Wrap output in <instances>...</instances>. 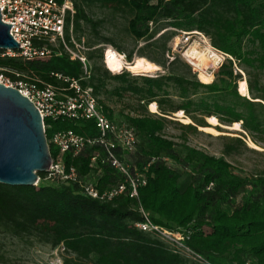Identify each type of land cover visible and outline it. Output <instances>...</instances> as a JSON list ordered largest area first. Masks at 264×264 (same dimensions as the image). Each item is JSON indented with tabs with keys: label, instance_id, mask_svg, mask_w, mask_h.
Returning a JSON list of instances; mask_svg holds the SVG:
<instances>
[{
	"label": "trees",
	"instance_id": "trees-1",
	"mask_svg": "<svg viewBox=\"0 0 264 264\" xmlns=\"http://www.w3.org/2000/svg\"><path fill=\"white\" fill-rule=\"evenodd\" d=\"M70 1L75 14L66 20L67 45L73 47L72 39L81 42L86 27L96 39L87 43L88 60L96 56L103 59V45L114 43L100 33L105 21L87 14L98 6L112 15L125 16L128 34L136 42L145 43L137 57L165 73L151 77L122 71L113 75L94 65L90 78L81 80L85 76L82 64L72 61L62 46L48 59L25 62L2 58L4 51L0 50V72H17L41 87L67 86L52 75L58 74L92 87L97 98L108 82H115L145 106L156 103L161 114L158 118L141 115L123 119L137 132L139 142L133 159L140 167L151 163L148 183L140 191V202L120 197L109 203L85 196L79 187L0 184V231L14 237L32 236L54 249L62 247L67 255L74 256L64 259L63 264H205L136 228L144 221L143 211L155 224L181 231L185 246L207 264H264V175L241 176L224 158L190 147L179 155L175 143L162 135L165 116L178 112L200 127H205L206 118L214 117L223 125L241 123L252 136L264 134V86L250 77V97L241 96V75L234 68L264 70V0ZM194 32L208 36L211 46L228 57L210 84L199 81L191 67L168 48V43L182 33ZM116 48L128 63H133L132 53L126 55ZM101 106L113 118L103 103ZM92 127L91 123L78 128L71 122H59L46 134L48 139L53 132L67 129L90 134ZM50 152L52 157L57 154L53 147ZM92 154L86 152L73 159L67 153L64 159L84 176L89 172ZM38 176L44 179L46 174ZM116 179L115 172L106 169L101 183ZM240 194L241 202L233 210L222 208Z\"/></svg>",
	"mask_w": 264,
	"mask_h": 264
},
{
	"label": "built area",
	"instance_id": "built-area-1",
	"mask_svg": "<svg viewBox=\"0 0 264 264\" xmlns=\"http://www.w3.org/2000/svg\"><path fill=\"white\" fill-rule=\"evenodd\" d=\"M0 13L3 23L12 24L10 34L19 44L18 50L4 51L2 58L24 62L48 59L62 46L72 61L82 64L85 76L81 80L90 78L91 67L83 53L84 43L72 39L71 47L64 39L67 17L72 18L75 14L70 0L62 3L55 0H0ZM192 36L194 33H182L178 37L188 42ZM222 59L220 65L225 60L224 57ZM12 74L0 72V84L18 90L35 105L42 116L45 133L53 129L54 123L59 122H71L78 128H83L86 123L93 126V133L90 134L67 129L53 132L47 138L49 147L57 150V154L55 157L51 155L49 171L45 173L44 179L39 177L38 186L46 182L49 185L79 187L85 196L104 203L120 197L140 202V191L148 183L147 173L151 163L140 167L133 159L139 142L135 127L126 120L119 121L110 117L95 97L93 88L83 87L79 80L52 74L67 86L41 87L17 72ZM86 152L93 154L89 158V172L83 176L74 165L66 164L64 155L69 153L74 159ZM106 169L114 171L117 179L104 185L101 179ZM142 215L144 221L136 224V228L157 236L175 251L192 255L207 264L185 246L181 231H172L155 224L143 211Z\"/></svg>",
	"mask_w": 264,
	"mask_h": 264
},
{
	"label": "rangeland",
	"instance_id": "rangeland-1",
	"mask_svg": "<svg viewBox=\"0 0 264 264\" xmlns=\"http://www.w3.org/2000/svg\"><path fill=\"white\" fill-rule=\"evenodd\" d=\"M87 14L95 20L105 21L100 33L102 36L112 39L114 43L103 45V59L96 56L92 61H89L90 69H92L94 65H97L98 67L108 70L113 75H116L118 73L111 72L105 63L106 50H112L118 53L116 46L120 47L126 55L132 53L134 62L138 58L136 55L138 49L143 47L145 43L136 42L128 34V21L125 16L112 15L110 11L99 8L98 6H94L87 10ZM167 30L174 32L171 28ZM73 36L76 39L77 36ZM95 40V35L91 33L88 28L84 27L80 41L84 43L85 49L83 53L85 55L89 51L87 43H93ZM75 41L78 42L77 40ZM196 41L199 42V45H196L197 50L202 54H205L203 48L206 45L216 50L211 46L210 38L204 34L194 35L188 42H185L181 37H176L168 43V48L171 49L173 54L179 56L183 63L189 65L193 73L197 75L199 81H201L200 71L196 69V66H194L191 60L186 56L192 44ZM248 49H254V46H248ZM218 53L221 59L216 60L208 55H197L194 61L199 67L213 74V80L210 83L216 79L219 68L223 65H220V62L223 60L222 57L225 58L224 62L228 58L222 52ZM124 60L127 62L125 57ZM234 68L236 72L241 75V79L238 81V92L241 96L247 97L248 95V97H250L249 89L246 95H242L239 91V82H247L250 77L253 82L255 81L261 86H264V70L258 71L254 68L246 69L244 66L238 67L237 65H235ZM124 71L131 73L133 76L144 75L151 77L165 73L161 68L159 72L150 75L139 74L129 70ZM248 71L251 73V76L248 75ZM119 87L120 86L115 82H108L106 88L101 91L98 97L100 104L103 103L109 111L113 113L114 119L121 121L126 117H137L141 115H152L154 118L160 117L161 114L156 103L154 104H156L157 113H152L150 110L151 104L145 106V104L140 102L137 96L131 91H123ZM180 118L181 117H179L177 113L165 116L166 120L162 132L165 139L175 143L174 150L176 153L183 156L185 154V147H190L204 152L209 156L224 158L233 167L234 171L241 176L254 177L264 175V134L252 136L242 129L241 123V130H238L232 128L231 125L221 124L218 119H216L217 123L213 124L206 118L205 127H200L186 116L185 119H189L191 123H184V119ZM188 125L193 126V128H186ZM171 166L175 169H182L180 166H175L174 164ZM42 184L47 185L48 183L45 182ZM241 196L242 194L235 197L231 202L223 205L222 208L228 211L233 210L240 204ZM66 258L70 259L74 258V256L67 255L62 247L54 249L41 243L35 237H14L0 231V264H63Z\"/></svg>",
	"mask_w": 264,
	"mask_h": 264
},
{
	"label": "water",
	"instance_id": "water-1",
	"mask_svg": "<svg viewBox=\"0 0 264 264\" xmlns=\"http://www.w3.org/2000/svg\"><path fill=\"white\" fill-rule=\"evenodd\" d=\"M0 13V50H18ZM52 163L43 119L35 105L18 90L0 84V184L37 187L38 173Z\"/></svg>",
	"mask_w": 264,
	"mask_h": 264
},
{
	"label": "bare ground",
	"instance_id": "bare-ground-1",
	"mask_svg": "<svg viewBox=\"0 0 264 264\" xmlns=\"http://www.w3.org/2000/svg\"><path fill=\"white\" fill-rule=\"evenodd\" d=\"M194 35H199V33L194 32ZM199 42H194L191 46V49L189 51L188 54H186V56L191 60V63L196 66V69L200 71V77H201V81L203 83H210L213 80V74L208 73L206 70H204L203 68L199 67L195 61V58L197 57V55L203 56V55H208L211 56L214 59H221V56L219 55V51L217 52L216 50H213L209 45H206L203 49H204V53L202 54L197 50L196 45ZM188 52V51H187ZM186 52V53H187ZM222 55V53H221ZM106 65L108 66V69L113 72V73H121L124 70H129V71H134L137 72L139 74H153L156 73L160 70V68L158 66H156L155 64L147 61L144 58H137L133 63H128L124 60V58L122 57L121 54H118L115 51L112 50H108L107 52V58L105 60ZM244 80V79H243ZM239 87H240V92L242 95H246L248 88H247V82L246 81H241L239 83ZM248 97V95H247ZM150 110L152 113H157V107L156 104H151L150 105ZM177 115L179 117H181L184 123H191V121L189 119H185V116L183 115V112H178ZM180 118V119H181ZM208 120L213 123L216 124L217 120L214 117H210L208 118ZM232 128L234 129H240V123H234L233 125H231ZM241 130V129H240Z\"/></svg>",
	"mask_w": 264,
	"mask_h": 264
},
{
	"label": "crops",
	"instance_id": "crops-1",
	"mask_svg": "<svg viewBox=\"0 0 264 264\" xmlns=\"http://www.w3.org/2000/svg\"><path fill=\"white\" fill-rule=\"evenodd\" d=\"M209 84V83H208Z\"/></svg>",
	"mask_w": 264,
	"mask_h": 264
}]
</instances>
